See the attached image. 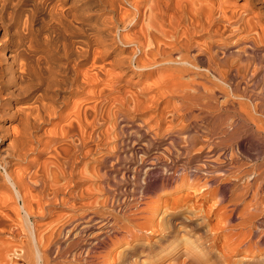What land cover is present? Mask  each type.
I'll use <instances>...</instances> for the list:
<instances>
[{"label": "rangeland", "instance_id": "1", "mask_svg": "<svg viewBox=\"0 0 264 264\" xmlns=\"http://www.w3.org/2000/svg\"><path fill=\"white\" fill-rule=\"evenodd\" d=\"M230 1L232 2V5H234V7L236 6L237 8L245 4V0ZM15 2L17 3L18 1L15 0ZM86 3L90 8L89 19L86 20L88 29H90L91 26H94L98 21H101V19L99 18H103L105 16L107 8L102 2H99L98 0H86ZM150 3L151 2L146 1V3L144 4V8L142 9H147ZM33 4L34 3L31 0H19L17 10L14 13L13 17L14 19L21 17L25 20L26 18H29L30 13L34 12L35 21L33 23V32L27 34V41H34V39L36 38L44 35L46 37V35L51 34L50 41L46 44L42 43L43 45L41 44V46L45 49L49 48L50 50L55 51L56 57L54 61L62 65L66 61V51L63 49V43L65 42L63 40L64 35L62 34L61 37H59L58 31H51V29H49L48 25L45 23V14L39 9H34L35 7L33 6ZM127 7L130 6L127 5ZM9 11H11V9H9ZM128 12L129 11H127L126 13L118 14V17L121 18L122 22L126 21V24L125 22L121 23L119 27L121 31L120 33L127 37L139 35L141 36V40L146 44L150 39L149 35L147 34L148 22L150 21L149 15L142 14L140 16L139 22L135 24L134 19H129L127 17ZM234 27H237V25H234ZM183 30V27H177L172 30L167 25H162L160 26V32L157 31V33L159 34L160 38L167 40L172 36V33L174 32V35H176L177 38L184 40L182 36ZM254 32L238 31L239 35L232 40L226 39L227 35H224V37H215L214 42H217L218 39L223 40L222 38H225V40L223 41H225L226 43L234 44V40L239 38V36L244 37L249 33L252 36H255L256 32ZM90 33H93L92 30H90ZM207 37L208 35L204 36L203 38H199V42H203V40H205V38ZM152 40L156 41V39ZM216 46L217 44H215V47ZM135 47V45L126 47V51L124 53L134 52ZM240 47L243 48L244 46L240 45ZM152 48L156 47L152 46ZM146 49H148V47ZM96 50L99 53L101 49L97 48ZM151 51L152 49L150 50V53ZM146 52L149 55H146L145 48L142 47V49L137 50L136 55L138 54V56H142L143 58L148 59L151 57V54L148 50ZM107 53V55L102 56V60L105 64L112 61L114 58V55H111L112 51L109 50ZM253 58L255 59H244L243 61H237V58L234 57V60L237 62V66H246V68L252 72V70H254L253 67H255L256 64L255 62L261 60V55L255 54ZM92 59L93 55L91 54L88 61L84 63L81 68L90 66V62L92 61ZM116 72L119 73L120 71L116 69ZM56 77L58 80L53 84L52 92H54L58 97L57 103L60 105L61 109L56 115L52 116L48 122L43 123L38 129L33 130V134H36V136L40 140V142L38 143L39 149L33 152L29 151L27 158L24 160H19L15 157V149H12L10 147L9 142L14 136H17L21 133V124L18 117H13L11 119L12 123L9 128V133L2 138L0 137V162L5 165L6 169H8L10 172H15V170L17 169L16 171L23 172L24 175H26V178L30 176V173H34L36 169H39L38 174L36 175L37 177L33 175L35 176L34 180L36 179L35 182L34 180L30 182V185L32 186V192H27L25 197H27V195L30 196L31 193L36 194L37 192L42 190L40 180L45 181L49 186H54V182L57 180L58 184L61 182L62 184H60L63 185V183H65L68 178L67 175H76V179L82 180L80 182V186L74 189L75 191L78 190L81 186H86L87 188L88 185L91 186V190L90 188H88V190L90 191H88L86 194L88 195V197L86 195L82 198L76 197L74 198L75 200L73 198H70V201L72 203L70 202L68 206L62 204L47 206L42 209L46 213V215L44 216L40 215L39 210L41 209L37 208V201H34L33 199L32 203L31 201H28L27 203L28 205L29 203L31 204L29 205V207L31 208V223L33 225L34 233L35 235L37 233V237L41 236L39 241L42 248H48L49 250L51 249L50 253L52 255L54 264H59L61 261L62 262L60 264H264V185L258 192L259 206H256L257 208H259V210H256V206L253 207V205H249L247 206L248 212L246 213L243 212V209L246 206L245 204H248V202L252 198L251 192H248L244 195L242 201H239L240 203L238 204L240 205L238 207L232 204L231 200L238 192L237 188L243 186L247 180H252L254 174H250L239 180L234 175L235 173L230 175H222V178L220 176L219 180L212 185V188L214 190L219 189L218 194L211 193L210 190H213L211 188L199 192L198 189L195 190L189 187V177L191 178L198 176L200 180L199 182L203 183V180H205L209 175H193L195 173V170L193 169L194 166L203 164L202 158H193V150H191L190 153H187L186 150H182L180 148L181 145L175 146L173 150L169 149L167 140H165L164 135L166 134L167 122L169 123L170 121H165L162 124V126H164L162 131L157 137L155 136V128H153V123L155 124V122H153L151 119L155 114V111L152 107H150L151 103L143 101L144 97L143 95H141V90L148 85L154 87L153 82L155 81L156 77H151L148 79L142 77L139 79L136 76L131 77L130 74H128L117 81V83L120 85V94H112L108 99L107 95H109V93H107L106 91L103 94L104 96L103 98H101V100L98 97L92 98L96 102L97 99L100 100L99 103H97L98 108L96 107V118L98 119L101 116L104 118L103 123L96 122L100 125H98L94 131H107L106 134H109L108 137L110 135L111 136L109 137V139L108 137H105L106 140H104L101 145L97 144L94 138L93 140L90 139V141L86 143L88 144L86 145L87 148L86 146L84 147V145L80 144V141L78 140V137L76 135V130H71V133H68L69 136L68 134L65 135L64 133L63 134L65 136L62 135V132H64L63 126H65L64 129H67V121L66 117H63L61 114L67 112V110L70 111L69 109L71 108V103L78 102L79 99L82 98L83 93L73 91L70 87L68 88V86H70L71 84V79L69 78V76L67 77V79H65L62 75H56ZM247 80L245 79L241 83L240 88L241 90H243V87L245 88L247 84L253 86L251 87L252 89H247L248 94L247 92L240 94L236 92V94L232 95H204L200 97L202 100V105H196V107H194V105L188 103V108L191 109L190 114L192 117H198V123L203 122V124L209 123L215 125L217 131H220V129H226V127H228V129L232 128L230 129V131L233 130V128L237 129L233 138V140L235 141L232 140V150L237 155L236 162L238 164L240 163L242 167H245V169H251L254 167V164H264V138H259L261 141L260 142L259 140H254L250 135L252 131H256V128H264V122H262L264 121V102L262 105H260L261 101H264V92L262 87L264 84V78L256 81L255 84L249 82L248 77ZM39 87L42 88L44 86L41 85L38 86V88ZM89 88L90 90L92 89V87ZM254 92H257V94H255ZM136 94L140 96L137 97ZM151 94L153 93L149 92V94H146V96H150ZM134 95L135 97H133ZM256 95H261L260 97L258 96L259 100L257 99ZM120 97L122 98V100ZM226 98H229L228 102ZM235 99L240 100L239 102H237V100L235 101ZM65 100H69L67 106L63 103V101ZM179 101V98H164L161 103V107H165L170 103L173 105L178 104L181 102ZM240 101H244L243 104L240 103ZM258 101L260 102L258 103ZM236 102L243 105L242 107H244V111L240 104L237 105ZM226 103L230 104L231 106ZM115 104L118 105V108L115 107ZM224 104L225 106L227 105V107H225ZM115 109L118 110L116 111L117 113H114ZM228 113L232 115H229ZM89 114V118H92L93 112L90 111ZM168 116V120H172L173 126L178 130L188 122L183 119L182 112L178 111L177 109H174L173 114L169 113ZM203 116L204 119H202ZM229 120H231L230 122H232V124L229 122ZM56 124L57 126H59L56 127ZM149 124L151 126L153 125V127L151 128ZM225 124L227 125L225 126ZM111 125L113 127H111ZM231 125L235 127H231ZM107 128H109L110 130H107ZM0 131L3 130L0 129ZM54 132H56V134H54ZM114 132H119V141H116L114 139V136L116 134ZM131 132L132 136L130 134ZM246 132L247 135H245ZM93 136H95V133ZM48 142L51 144H49V146H53L52 150L53 148L55 150H51V152L50 150H46L47 152L43 150L44 146L48 144ZM55 142L56 144H54ZM107 144L109 147L107 146ZM57 145L63 146L59 147ZM110 145H113V147H111ZM115 145L118 150L117 153L120 154V160L118 162L113 156L115 153ZM70 146H72L73 148ZM60 148L64 150L61 149L60 151ZM71 149L72 152H69L68 150ZM77 149L79 150L75 151ZM83 151H85L84 154ZM144 152H147V155H144ZM50 153H52L51 156L53 155L52 158L50 156ZM57 153H63L65 156L62 155V157H60ZM219 153L220 151H217L214 158H216ZM81 154H83V156ZM66 155L70 156L75 163L72 164L73 161H71V163L69 164L66 163L67 160L64 158L67 157ZM154 155H157L161 158L155 159ZM203 156L204 155H202V157ZM32 159H35L37 161H35L34 164L30 165L29 161ZM58 159L61 161L60 163H57L59 162ZM189 161H191V168L189 169L191 171L190 175H183L182 172L185 169L184 166ZM42 162L44 164L43 166ZM38 166L39 168H37ZM70 170H72L71 174ZM26 171L28 172L26 173ZM80 171L82 172V174ZM104 171L106 173H104ZM63 172H65V174H63ZM1 173H3V168L0 166V212L2 211L0 213V229H5L4 231L0 230V264H29V262L25 258H22L23 249H21L24 243L29 238V227L18 214L19 206L21 207V201H17V199L15 201L14 194L11 191L9 184L4 179V175H1ZM104 174L106 176H103ZM52 176L56 178H53ZM51 177L54 179V181ZM115 179L119 181L120 185L118 187H115L113 185V181ZM4 194H6V197L9 198V201L6 197L5 199L3 198V196H5ZM11 197H13V200ZM147 202L154 206L153 213L140 211L141 208L148 206ZM76 203L77 205H79L77 206ZM190 203H192L193 205ZM10 204L13 206L15 205V208L16 206H18V211L16 210L17 213L13 209V206L12 208H10ZM7 205H10V207ZM69 206L74 207L71 208ZM33 207H35L37 210H35V208ZM8 208L10 209V211H8ZM33 211H38V215L35 214L36 212L33 213ZM10 213L14 217H12ZM76 215L77 217L75 218L74 216ZM116 217H118V219H116ZM8 218L11 221L8 220ZM77 218L80 220V222H83V224H92L94 221L90 222V218H96L95 221L100 220V223L94 224L86 231H80L81 226L77 224ZM88 218L89 220L87 222ZM14 219L16 222H14ZM113 220L117 223V225H114L116 223H112ZM6 221L10 223H7L6 225V223H4ZM33 221H35L37 224ZM101 222H105L106 225H103L101 227ZM51 224L55 226L54 229H52L53 226H50ZM120 224H122V226ZM98 225L100 226V228ZM127 226L129 227V231L127 230L128 233L130 232L129 235L125 229V227L127 228ZM35 228H38V230ZM50 228L53 231H51ZM40 229H43V231L41 230V232H39ZM17 230L21 231V233L17 232L20 236L17 235ZM45 230L48 233H45ZM49 230L52 235L49 233ZM42 232L44 237L41 235ZM48 235L50 236L48 237ZM45 236L47 237V241L45 240ZM54 236L56 237V240L51 238H54ZM48 238L50 239L48 240ZM51 239L53 241H50ZM19 240L22 242H20ZM69 240H71L72 242ZM59 247H64L65 255H63L64 253H58L60 249ZM20 257L22 259H19Z\"/></svg>", "mask_w": 264, "mask_h": 264}, {"label": "bare ground", "instance_id": "2", "mask_svg": "<svg viewBox=\"0 0 264 264\" xmlns=\"http://www.w3.org/2000/svg\"><path fill=\"white\" fill-rule=\"evenodd\" d=\"M17 1L19 2V0ZM31 1L34 3L33 4V6L35 7L34 9H39L45 14V20H46L45 23L48 25V28L51 29V31L54 30L58 31L59 37H61L62 34L64 35L63 40L65 42L63 43V49L66 51V61L62 65L55 62L54 59L56 57V52L50 50L49 48L45 49L41 46L42 43L46 44L47 42L50 41L51 34L46 35V37L44 35L39 38H36L34 39V41L33 40L27 41L28 38L27 34L33 32V23L35 21L34 12L30 13L29 18H26L25 20L22 19L21 17L14 19L13 15L17 10L18 2L16 3L15 0H0V122H1L0 129L3 130L0 131V137L2 138L3 136L9 133L10 131L9 128L12 123L11 119L13 117H18L19 122L21 124V133L18 134L17 136H14L9 142L10 147L12 149H15L14 155L17 159L24 160L27 158L29 151L33 152L39 149L38 143L40 142V140L36 136V134H33V130L38 129L43 123L48 122L51 119V117L56 115L61 109L60 105L57 103L58 97L55 95L54 92H52L53 84L58 80L56 75H62L65 79H67V77L69 76V78L71 79L70 82L71 84L70 86H68V88L70 87L73 91L83 93L82 98L79 99L78 102L71 103L72 105L71 108L69 109L70 111L67 110V112H64L61 115L63 117L65 116L67 121L66 124L67 129H64L65 126H63L64 132H62V135L68 134L71 130L73 131L76 130L77 131L76 135L78 137V140L80 141L81 145H84V147L88 145L86 143L90 141V139L93 140V138L95 139L97 144L101 145L104 142V140H106L105 137H108L109 135L106 134L107 131H102V130L101 131L99 130L97 132L94 131L95 128H97V126L100 125L96 122H102V123L104 122V118L102 116L98 119L96 118L97 117L96 107H97V103H99L101 98H103L104 96L103 94L106 91L107 93H109V95H107L108 99L109 96L112 94H120L121 92L120 85L117 83V81L128 74H130L131 77L136 76L139 79L142 77H145L146 79L151 77H156L155 81L153 82L154 87L148 85L141 90V95H143L144 97L143 101L151 103L150 107H152L155 111V114L151 118L152 121L155 122V124L153 123L154 127L153 125L152 126L150 124L149 125L151 126V128L152 127L155 128L154 130L155 136L157 137L164 127L162 126V124L165 121H170L169 122L170 124L167 122L166 134L164 135L165 140H167L169 149L173 150L175 146L181 145L180 148L182 150H186L187 153H190L191 150H193L194 155L193 154L192 155L194 159H201V158L203 159L202 160L203 164L194 166L193 169L195 170V173L193 175L196 176L209 175L205 180H203L204 181L203 183L199 182L200 180L198 176L191 178L189 177L188 178L190 180L189 187L195 190L198 189L200 192V191H205L208 188L213 189L212 185L219 180L220 176L222 178V175H230L235 173L234 175L239 180L244 178L245 176L254 174L252 180H247L243 186L237 188L238 192L234 195L233 199L231 200V203L234 204L236 207H238L240 205L238 203H240L239 201H242L244 195L247 194L248 192H251L252 198L248 202V204H245L246 206L244 207L243 212L245 213L248 212L247 206L249 205L251 206L253 205V207L258 205V201H259L258 192L264 185V164H260V163L254 164L253 168L251 169L249 168L250 170L245 169V167H242L240 163L238 164L236 162L237 155L232 150V140L234 138V134L237 129L233 128V130L230 131V129L232 128L228 129V127H226V129L223 130L220 129V131H217L215 125L209 123L203 124V122L198 123L199 122L198 117L191 116L190 114L191 109L188 108L189 105L188 103H191V105H194V107H196V105H202L201 103L202 100L200 97L204 95L215 96L217 94L232 95V94H236V92H238L239 94L246 93L247 89L249 88L252 89L251 87H253L247 84L246 87L245 88L243 87V90H241L240 85L245 79L247 80V77L249 78V82H252L254 84L256 81L260 80L261 78H264V0H245V4L239 8H237L236 6L234 7V5H232V2L230 0H98L99 2H102L104 4V6L107 8V12H105L106 14L103 18H99L101 19V21H98L96 25L94 26L89 25L91 26L90 29H88V25L86 23V20L89 19V11H90V8L87 6L86 0H31ZM146 1H149L151 3L149 4L147 9L143 10L142 8H144V4L146 3ZM127 5H129L130 7H127ZM9 9H11V11H9ZM127 11H129L127 13V17L129 19H134L135 24L139 22L140 16L142 14L149 15L150 21L148 22L147 34L149 35L150 39L147 41L146 44L141 40V36L139 35L127 37L120 33L121 31L119 27L121 23L125 22L126 24V21L122 22L121 18L118 17V14L126 13ZM162 25H167L172 30L177 27H183L184 30L182 32L183 33L182 36L184 40L177 38L176 35H174L173 31H172L173 33L171 32L172 36L169 39L166 40L160 38L157 31L160 32V26ZM234 25H237V27H234ZM90 30H92L93 33H90ZM238 31L239 32L255 31L256 35L252 36L249 33L244 37L239 36V38L234 40L235 42L234 44L226 43L225 41H223L225 40V38H222L223 40L220 39L221 41L218 39V41L216 40L217 42H214L215 37H224V35H227L226 39L232 40L233 38H236V36L239 35ZM206 35H208V37L205 38L203 42H199L200 41L199 38H203ZM152 39H156V41ZM215 44H217L216 47ZM130 45L136 46L134 48V52L124 53L126 51L125 48L129 47ZM240 45H243L244 47L242 48L240 47ZM152 46H155L156 48H152ZM142 47L145 48L146 55H149L147 54L146 51L148 50L150 53V50L152 49L150 53L151 54L150 58L145 59L142 56H138V54L136 55L137 50L142 49ZM147 47L148 49H146ZM97 48L101 49L99 53L96 50ZM109 50L112 51L111 55H114V58L112 61L105 64L102 60V56L107 55L108 54L107 52ZM91 54L93 55V59L90 62L91 65L88 67L86 66V68H81L84 65V63L88 61L89 56ZM255 54L256 55L260 54L261 60L255 62L256 64L255 67H253L254 70H252V72L249 71V69H247L246 66H237V62L234 60V57L237 58V61H243L244 59H255L253 58ZM116 69H118L120 72L119 73L116 72ZM41 85H43L44 87L38 88V86ZM89 87H92V89L90 90ZM262 87L264 92V84ZM149 92H152L153 94H151L150 96L149 95L146 96V94H149ZM255 94H257V92ZM136 96L138 97L140 95L136 94ZM258 96L257 99L259 100ZM94 97H98L100 98V100L97 99L96 102L95 100L92 99ZM133 97H135V95ZM164 98H179L181 102L179 101L180 103L174 105L169 102L170 104H167L165 107L164 106L161 107V103ZM236 100L237 99H235V101ZM239 100H237V102H239ZM68 102L69 100L63 101V103L66 106L68 105ZM243 102L240 101V103L242 104ZM259 102L260 101H258V103ZM263 102L264 101H261L260 105H262ZM240 103H237V105H239ZM242 104H240L241 107L243 106ZM117 106L118 105H116L115 107ZM225 107H227V105ZM174 109L181 111L183 115V119L188 121L186 125H184L179 130L173 126L172 120H168L169 117L168 114L169 113L173 114ZM242 109L244 111V107H242ZM90 111L93 112L92 118H89ZM116 111L118 110L115 109L114 113ZM202 119H204V116ZM230 121L231 120H229V122ZM230 123L232 124V122ZM226 125L227 124H225V126ZM55 126L58 127L59 125L57 126L56 124ZM235 126L231 125V127H235ZM111 127L113 126L111 125ZM109 128H107V130ZM94 133L95 136H93ZM54 134H56V132H54ZM130 134L132 136V132ZM119 135H120L119 132L115 134L114 139L116 141H119ZM245 135H247V132ZM250 135L253 137L254 140L260 141L259 138L261 137L264 138V128H260V127L258 129L256 128V131H252ZM49 144H50L49 142L46 145L44 144L45 146L43 150L45 151L50 150L51 152L53 146L51 147L49 146ZM54 144H56V142ZM61 146L63 145H60L59 147ZM111 147H113V145ZM62 148H60L59 150L61 151ZM53 150L55 149L53 148ZM78 150L79 149L75 151ZM68 151L72 152V149ZM117 151L118 150L115 145V153L113 156L115 157V160L118 162L120 160V154H118ZM217 151H220V153L216 158H214L215 153ZM84 152L85 151H83V154ZM51 154L52 153H50V156ZM57 154L60 157L64 155L63 153H57ZM83 154L81 155L83 156ZM144 155H147V152H144ZM202 155H204L203 157L205 158H203ZM52 157L53 155L51 156V158ZM64 158L67 160L66 163L68 164L71 163V161H73L72 164L75 163L70 156ZM154 158L158 159L161 157L154 155ZM35 161L37 160L32 159L29 161V164L30 165L34 164ZM60 162L61 161L59 160V162L57 163ZM190 162L191 161L186 163V165L184 166L185 169L182 172L183 175H190L191 172L189 170L191 168ZM43 165L44 164L42 162V166ZM0 166L3 168V173H1V175H4V179L9 184V187L11 188V191L14 194L15 201L16 199L17 201H21V207L19 206V211L17 210L18 206H16L15 208L14 207L15 205L14 206L11 205L12 203L10 204L11 207L10 205L7 206H9L10 208H12L13 206V209L15 211L16 210L18 211V214L21 216L23 221L27 223L26 225L29 227L28 230L29 238L21 248L23 249L22 258H25L29 262V264H54L52 260V255L50 253L51 249L49 250L48 248H42V246H40L41 243L39 241L41 236L40 237L38 236L39 237L38 239L37 233L36 235L34 233L33 225L31 223V208L29 207V205L31 204L29 203L28 205L27 203L28 201L29 202L31 201L32 203V200L34 199V201L38 202L37 208H40L41 210L47 206H55L56 204H60V205L62 204L68 206V204L71 202L70 198L74 199L76 197H81V198L85 197L87 192L91 190L90 188L91 186L88 185V188H90V190H88L86 186H81L78 190L75 191L74 189L80 186V182L82 180L76 179L77 177L76 175H67L68 178L65 181V183H63V185H61L62 184L61 182H60L61 184L60 183L58 184V180H57L54 182V186L53 185L49 186L45 181L40 180L42 190H40L36 194L31 193L30 196L27 195V197H25L27 192L28 193L32 192L31 190L32 186L30 185V182L34 180L35 176L38 174L39 169L38 170L36 169L34 173H30V176L32 177L29 176L27 177L28 178L27 179L26 175H24L23 172L16 171L17 169L15 170V172H10L8 169L5 168V165H3L1 162H0ZM37 168H39V166ZM28 171H26V173ZM71 172L72 170H70V174ZM104 173L106 172L104 171ZM63 174H65V172H63ZM103 176L106 175L104 174ZM53 178L52 180L54 181ZM113 185L115 187H118L120 185L119 181L115 179L113 181ZM210 192L213 194H218L219 189L217 190L213 189L210 190ZM6 194H4L5 196H3L4 199L6 197ZM86 196L88 197V195ZM11 198L13 200V197ZM7 199L9 201V198ZM147 204L148 206L141 208L140 211L153 213L154 206H152V204H149V202H147ZM257 209L259 210V208H257L256 206V210ZM35 210L37 209L35 208ZM41 210H39L40 215L41 216L46 215V213L43 210L41 212ZM8 211H10L9 208ZM35 212L33 211V213ZM37 212L35 213L36 215H38ZM74 217L76 218L77 215ZM116 219H118V217H116ZM8 220L10 219L8 218ZM88 220L89 218L87 219V222ZM95 220L96 218H90V222L94 221L92 224L91 223L83 224V222H80V220L78 219L77 224L81 226L80 231L82 230L86 231L89 228H91V226H93L94 224L100 223V220L98 221ZM14 222H16L15 219ZM4 223H6L7 225V223L10 222L6 221ZM101 223H102L101 227L103 225H106L105 222H101ZM112 223H116V222H114L113 220ZM52 224L50 226H53ZM114 225H117V223ZM120 225L122 226V224ZM54 228L55 226H53L52 229ZM35 229L38 230V228ZM52 229L51 231H53ZM125 229L126 231L127 230L129 231L128 226L127 228L125 227ZM0 230H2V228ZM41 230L43 231V229H40L39 232H41ZM17 232L21 233L20 230L19 231L17 230L16 233ZM44 232L46 233L47 231L45 230ZM49 233L51 234L50 230ZM41 235L43 236V232ZM46 236H45L46 239L45 238L44 239L47 241ZM49 236L50 235H48V237ZM51 238L56 240L55 236L54 238L53 237ZM49 239L50 238H48V240ZM52 239L50 241H53ZM58 253H64V247L60 248ZM63 255H65V253ZM22 258L20 257L19 259Z\"/></svg>", "mask_w": 264, "mask_h": 264}]
</instances>
